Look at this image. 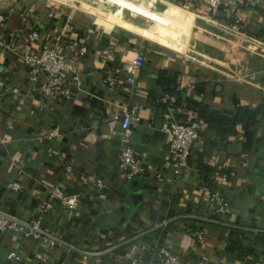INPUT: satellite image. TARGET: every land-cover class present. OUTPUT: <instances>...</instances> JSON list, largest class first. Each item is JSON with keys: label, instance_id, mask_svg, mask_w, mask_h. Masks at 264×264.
Here are the masks:
<instances>
[{"label": "crops", "instance_id": "obj_1", "mask_svg": "<svg viewBox=\"0 0 264 264\" xmlns=\"http://www.w3.org/2000/svg\"><path fill=\"white\" fill-rule=\"evenodd\" d=\"M183 1L189 10L178 7ZM0 11L8 30L39 34L26 43L16 33L14 45L38 50L47 43L80 79L68 101L44 96L28 83V67L0 50V210L30 222L57 181L78 201L69 210L55 200L42 218L41 229L62 244L0 231V264L11 249L21 257L14 264H155L160 247L180 264H264V0H220L209 11L205 0H0ZM235 17L245 41L227 28ZM136 55L142 66L128 85L119 67ZM106 73L116 78L112 86ZM171 91L178 121L198 119V106L242 105L253 122L225 139L202 125L203 142H194L174 177L168 104L160 100ZM123 108L136 117L127 139L143 166L130 181L116 168ZM53 127L58 133L47 140ZM51 147L65 153L73 175L100 177L102 190L59 179L64 160L49 155ZM215 169L227 175L219 223L206 221L219 218L205 200ZM10 182L19 188L9 190ZM232 230L243 251L224 250Z\"/></svg>", "mask_w": 264, "mask_h": 264}, {"label": "built area", "instance_id": "obj_2", "mask_svg": "<svg viewBox=\"0 0 264 264\" xmlns=\"http://www.w3.org/2000/svg\"><path fill=\"white\" fill-rule=\"evenodd\" d=\"M220 0H205V7L209 11L218 6ZM182 10H189V2L183 1L179 6ZM56 12L51 9L48 10L47 15L49 17L54 16ZM7 15L0 11V50H6L13 54L20 64L28 67L27 81L32 86V90H35L44 96L58 97L62 100L68 101L72 98L74 85L80 83V79L75 70L66 63V57L63 52L53 50L47 43L40 46L38 50H30L26 47H18L12 43L16 33H20L23 40L26 43H36L39 39V34L35 29L21 28L19 31L8 30L6 26ZM227 28L240 34L245 41L248 38L247 33L242 28L240 17H235L233 21L227 26ZM142 66V59L136 55L135 57L123 62L119 70L123 75V80L126 84L130 85L134 81V75L136 71ZM236 73L243 75L241 68L236 69ZM66 77L65 75H68ZM234 76H239L235 74ZM104 81L112 86L116 82V78L112 73H106ZM191 88V86H188ZM161 102L168 104V116L164 123V128L169 135L168 148L174 153V159L171 166V174L177 177L185 161L188 158L192 145L195 141L202 143L201 137L202 123L195 118H187L185 121H178L173 119L171 113L173 112V106L176 100L174 93H168L160 98ZM117 118V117H116ZM119 127L122 131V138L120 148L116 159V168L120 173V176L125 180L130 181L138 176L143 166L140 160L135 157L132 146L128 143V133L130 123L136 120L133 114V109L123 108L118 118ZM58 131L56 127H53L46 134V139L50 140L57 135ZM49 155L57 156L59 159L65 157V153L57 150L55 147H51L48 150ZM59 179H75L81 185H89L96 190H102L104 183L98 176H93L88 179L84 174H74L71 172V166L68 161L64 160L62 167L59 170ZM227 183V175L225 172L215 169L212 171L211 180L209 181V187L205 194V200L208 208L214 213L215 217L206 221L219 223L220 217L225 213L226 202L222 198V191L220 187L225 186ZM60 182L57 181L46 193L45 198L42 200L41 210L35 219L27 222L18 216L10 215L0 210V231H10L18 234L20 238L32 237L39 239L45 245H58L62 244L61 241L49 235L41 229V221L45 214V210L52 204L53 201L58 200L64 207L69 210H74L78 206L76 195H63L60 189ZM7 187L11 191H15L19 188L16 182H10ZM195 237L200 240L202 232L197 231ZM89 253L82 252V258L89 256ZM19 253L16 250H8L6 252L3 264H14L20 259ZM34 258L42 260L40 254L35 253ZM155 264H180L177 256L166 248L160 247L157 249ZM195 264H202L196 262Z\"/></svg>", "mask_w": 264, "mask_h": 264}, {"label": "trees", "instance_id": "obj_3", "mask_svg": "<svg viewBox=\"0 0 264 264\" xmlns=\"http://www.w3.org/2000/svg\"><path fill=\"white\" fill-rule=\"evenodd\" d=\"M157 81L160 82L164 80L163 72L159 73ZM162 76V77H161ZM164 83V81H163ZM163 83L160 82V85ZM166 84V83H165ZM165 88L167 86H164ZM167 90H172L168 88ZM170 93H176L175 91H171ZM197 117L198 120L206 125L207 127H212L215 130V134L225 139L228 136H231L235 133V126L240 125L241 127H245L253 122V113L247 106L236 105L231 110H215L207 108L206 106H198L197 107ZM220 146L221 143L219 142ZM200 169L207 173L210 168L206 166H200ZM234 231L230 237L228 238L227 244L225 246L226 252H233L235 250L243 251V247L240 244L241 242L233 237Z\"/></svg>", "mask_w": 264, "mask_h": 264}]
</instances>
